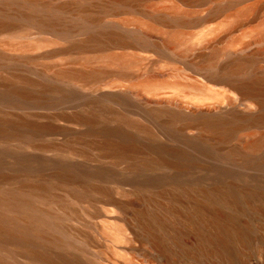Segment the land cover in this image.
I'll list each match as a JSON object with an SVG mask.
<instances>
[{"label":"bare ground","instance_id":"obj_1","mask_svg":"<svg viewBox=\"0 0 264 264\" xmlns=\"http://www.w3.org/2000/svg\"><path fill=\"white\" fill-rule=\"evenodd\" d=\"M81 1H2L0 29L27 36V23L39 18L62 31L70 13L86 10ZM120 39L109 40L133 45ZM104 40L76 38L69 51L98 50ZM10 50L0 47V264L264 258V179L239 170L264 172V73L253 71L256 56L222 68L219 53L209 59L252 102L183 117L151 99L140 97L147 106L131 100L140 94L117 83L137 65L122 54L97 65L80 54L77 66L47 72L22 64L32 55ZM246 129L252 133L239 137Z\"/></svg>","mask_w":264,"mask_h":264},{"label":"rangeland","instance_id":"obj_2","mask_svg":"<svg viewBox=\"0 0 264 264\" xmlns=\"http://www.w3.org/2000/svg\"><path fill=\"white\" fill-rule=\"evenodd\" d=\"M2 1L5 0H0V6ZM31 1L54 5L61 2ZM79 5L86 10L70 13L63 28L66 33L55 29L54 25L46 26L39 18H32L26 22L30 35H13L0 29V47L32 55L31 59L23 57L22 64L47 72L77 66L83 61L80 54L97 57L94 65L107 64V56L112 53L122 54L137 65L126 70L127 77L117 83L122 90L140 94H132L131 100L147 106L140 97L151 99L159 102V107L183 117L199 110L244 108L253 101L243 89L232 85L229 78L209 66V59L219 53L217 60L222 68L236 58L256 56L258 65L253 71L264 73V0H130L121 4L85 0ZM89 35L104 37L102 47L80 54L69 51L68 46L76 38ZM117 38L133 45L121 46L109 40ZM51 53L56 54L46 56ZM249 74L252 72L248 71L246 76ZM111 76L118 79L115 72ZM81 99L76 97L63 107L72 108ZM132 108L136 112L144 109ZM250 133L252 129L238 134L241 137ZM239 170L250 175L246 176L247 180L264 179L263 171ZM249 262L264 264V258L254 256Z\"/></svg>","mask_w":264,"mask_h":264}]
</instances>
